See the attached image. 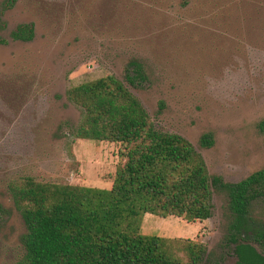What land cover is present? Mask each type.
<instances>
[{"label":"rangeland","instance_id":"obj_1","mask_svg":"<svg viewBox=\"0 0 264 264\" xmlns=\"http://www.w3.org/2000/svg\"><path fill=\"white\" fill-rule=\"evenodd\" d=\"M23 23L29 41L11 36ZM0 39V264H17L26 232L10 179L110 188L124 163L119 142L73 136L71 85L113 74L227 182L264 168V0H0ZM131 60L147 75L139 86L126 80ZM226 203L214 190L209 218L146 213L141 231L203 243L201 264H234L220 246ZM253 211L264 221V199Z\"/></svg>","mask_w":264,"mask_h":264},{"label":"trees","instance_id":"obj_2","mask_svg":"<svg viewBox=\"0 0 264 264\" xmlns=\"http://www.w3.org/2000/svg\"><path fill=\"white\" fill-rule=\"evenodd\" d=\"M11 36L29 41L34 26L20 24ZM146 79L142 64L131 60L126 80L139 86ZM66 94L80 109L73 136L119 142L124 163L110 188L30 175L10 179L7 190L26 228L17 264H201L207 257L203 243L145 234L141 225L146 213L188 222L207 219L214 190L227 198L220 246L232 252L234 264H264V221L253 214V205L264 199V168L238 182L211 175L194 145L156 128L113 74L71 85ZM199 142L210 147L211 134H202Z\"/></svg>","mask_w":264,"mask_h":264}]
</instances>
